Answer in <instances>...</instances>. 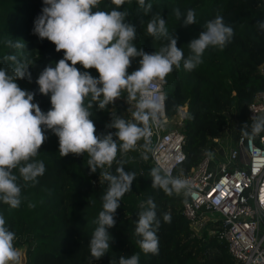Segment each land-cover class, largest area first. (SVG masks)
Segmentation results:
<instances>
[{"label":"trees","instance_id":"trees-1","mask_svg":"<svg viewBox=\"0 0 264 264\" xmlns=\"http://www.w3.org/2000/svg\"><path fill=\"white\" fill-rule=\"evenodd\" d=\"M145 2L152 4L148 13L140 8L138 0H126L120 10L127 11L126 19L136 25L133 43L149 53L168 43L167 38H154L147 33L148 22L157 14L166 19L169 34L178 37V47H182L185 57L190 53L188 42L197 38L204 30L203 25L216 16H222L234 30L232 40L222 49L209 47L203 54L202 63L195 69L185 70L181 61L180 68H174L165 79L167 115H175L180 106L186 105L180 128L184 135L185 159L180 167L187 170L206 152H220L213 137H221L229 127L235 126L236 132L245 129L251 133L248 105L256 92L264 88V74L259 70V64L264 62V30L257 23L264 21V0ZM42 7L43 0H0V68L11 72L15 67L14 62L3 59L7 55H16L21 62L30 64L32 81L25 78L17 82L22 88L35 91V102L47 111L51 108L50 94L46 96L39 92L36 79L46 65L63 57V51L57 52L52 42L41 40L32 32L34 20ZM115 7L111 0H101L94 11H110ZM176 8L183 14L194 9L196 23L184 27L182 20L175 16ZM7 40H20L25 47L22 50L9 47ZM138 60L133 59L129 72L139 67ZM77 67L84 70L80 65ZM89 71L93 76L99 75L94 68ZM91 111L98 133L115 131L106 129L111 120L110 113L132 119L129 114L119 115L110 104L104 110L94 106ZM47 136L35 157L44 162V175L37 178V183L30 182L22 188L19 208L0 203V212L16 233V246L27 244L26 264H110L111 260L119 264L121 256L127 258L136 253H139V264H239L230 254L225 239L216 231L220 229L219 218L207 221L196 233L182 213L183 195L175 192L167 195L162 189L152 188L150 171L157 165L151 160V152H148L147 160L142 158L145 151L143 141L135 150L123 155L127 161L125 170L135 171L137 178L132 190L121 200L116 225L109 229L114 241L108 253L94 260L89 241L97 226L95 220L102 210V197L108 181L100 174L101 169L90 173L86 153L84 156L69 154L62 157L58 137L51 131ZM120 158L118 154L117 159ZM116 166L114 162L109 171L115 173ZM149 197L154 199L157 217L161 221L157 231L159 253L155 255L142 252L137 243L140 237L135 234L139 204ZM29 203L35 207H29ZM165 212L171 213V223L163 221L161 214Z\"/></svg>","mask_w":264,"mask_h":264},{"label":"clouds","instance_id":"clouds-1","mask_svg":"<svg viewBox=\"0 0 264 264\" xmlns=\"http://www.w3.org/2000/svg\"><path fill=\"white\" fill-rule=\"evenodd\" d=\"M100 2L43 0L32 32L39 39L52 42L57 52L63 51V57L46 65L36 79L39 92L50 94L49 110H42L39 102H35V91L24 89L17 82L25 78L32 81L30 64L21 62L16 55H7L3 59L14 62L15 67L11 72L0 68V203L19 208L22 188L30 182L37 183V178L44 175L45 164L35 157L48 139L47 132L51 131L58 137L62 157L86 153L90 173L101 169L100 174L108 181L102 210L95 220L97 226L89 241L94 260L108 253L114 241L109 229L116 225L121 200L132 190L137 178L135 171L125 170L127 161L123 155L135 150L143 141L145 151L141 155L147 160L148 152L153 151L150 146L152 129L162 125L166 95L153 88V84L165 81L174 68H180L181 61L185 70L192 71L202 63L209 47L222 49L234 35L233 27L227 25L222 16H216L203 25L204 30L197 38L188 42L190 53L185 57L182 47H178V37L169 34L166 19L157 14L148 22L147 33L150 37L167 38L168 43L149 53L133 43L136 25L126 19L127 11L120 10L126 0H111L116 7L110 11H94ZM138 3L145 13L152 9V4H146L145 0H138ZM174 12L184 27L196 23L194 9H188L186 14L179 8ZM257 23L264 30V21ZM6 43L17 50L25 47L20 40H7ZM135 58H139V67L129 72ZM93 68L98 76L89 71ZM125 92L128 102L136 101L132 119L110 113L106 129L115 131L98 133L91 109L95 106L104 110ZM251 119V134L264 132V116L253 115ZM114 162L117 165L115 173L109 171ZM150 177L152 188L162 189L167 195L179 194L189 186L188 180L173 176L163 163L151 169ZM28 206L35 207V204ZM139 209L135 228V234L140 237L139 248L144 254H158L157 231L161 221L157 217V205L149 197L139 204ZM161 215L165 223H171V213ZM16 239V233L0 212V264H22V252L16 246ZM139 259V253L127 258L121 256L119 264H139ZM110 264L116 261L111 260Z\"/></svg>","mask_w":264,"mask_h":264},{"label":"built area","instance_id":"built-area-1","mask_svg":"<svg viewBox=\"0 0 264 264\" xmlns=\"http://www.w3.org/2000/svg\"><path fill=\"white\" fill-rule=\"evenodd\" d=\"M259 70L264 74V62ZM164 83L155 82L153 88L164 93ZM248 111L249 117L264 116V88L256 92ZM185 112L186 105L173 116L165 109L162 125L153 127L152 162L165 164L173 176L189 181L188 188L180 192L182 213L196 233L207 221L216 220L212 216L216 212L220 219L216 231L236 262L264 264V132L256 137L240 129L227 147L221 137H213L220 152H206L185 170L180 167L185 159L180 129Z\"/></svg>","mask_w":264,"mask_h":264},{"label":"rangeland","instance_id":"rangeland-1","mask_svg":"<svg viewBox=\"0 0 264 264\" xmlns=\"http://www.w3.org/2000/svg\"><path fill=\"white\" fill-rule=\"evenodd\" d=\"M127 95L128 94L125 92L122 94L121 98L116 100L115 103H110V108L112 110H116L119 115H125V114L132 115V113L136 110V101L128 102L126 99ZM120 105H124L125 108H122ZM236 131L237 130L235 126H231L229 127L228 131H226L225 134L221 136V140L223 144L225 145V147L229 146L231 142L234 140L236 133H237ZM216 159H219V158H216ZM212 216L214 218H218L219 214L214 213L212 214Z\"/></svg>","mask_w":264,"mask_h":264},{"label":"water","instance_id":"water-1","mask_svg":"<svg viewBox=\"0 0 264 264\" xmlns=\"http://www.w3.org/2000/svg\"><path fill=\"white\" fill-rule=\"evenodd\" d=\"M17 247L21 250L22 252V264H26L27 261V255H26V248H27V244H21V245H17Z\"/></svg>","mask_w":264,"mask_h":264}]
</instances>
